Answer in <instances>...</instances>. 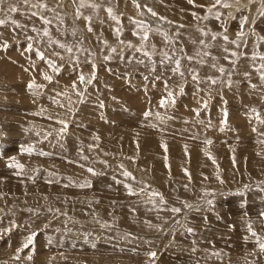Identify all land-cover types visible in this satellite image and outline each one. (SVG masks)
<instances>
[{
  "label": "rangeland",
  "instance_id": "1",
  "mask_svg": "<svg viewBox=\"0 0 264 264\" xmlns=\"http://www.w3.org/2000/svg\"><path fill=\"white\" fill-rule=\"evenodd\" d=\"M83 3L0 0V264H264L261 2Z\"/></svg>",
  "mask_w": 264,
  "mask_h": 264
},
{
  "label": "snow or ice",
  "instance_id": "2",
  "mask_svg": "<svg viewBox=\"0 0 264 264\" xmlns=\"http://www.w3.org/2000/svg\"><path fill=\"white\" fill-rule=\"evenodd\" d=\"M24 2H25V3H31V0H24ZM133 3H136V0H133ZM189 3H193V0H189ZM216 5H222V6H225V7L229 6V5L226 3V0H214V4L212 5V7H209V8H208L209 13H212L213 8H215ZM31 6L34 7V8H40V7L47 8V5H45V4H39V3L32 4ZM83 6H85V5H84V3H83V0H81V7H83ZM90 6H91L92 8H94V9L99 7V6L96 5V4H92V5H90ZM136 6H137V7H140L139 4H136ZM145 7H147V6H145ZM10 10H11L12 12H16V11H17V8L13 6V7H11ZM107 11H108L109 15L111 16V18H112L113 20H116V19H117V17H116L115 15H112V9H111V8H108ZM147 11H148L149 13H151L152 15H157L155 12H153V10H152L151 8H147ZM261 14L264 15V5H262V11H261ZM32 15H36V13H32ZM219 15H220V14H219L218 12L215 13V16H216L217 19L219 18ZM207 18H208L207 16L203 17V19H207ZM40 19L43 20V22H44L45 24L50 23V21L47 20V19L44 18V17H40ZM86 19H87V21L89 22V31H91L90 22H91V20H92V17H87ZM160 19H165V18H164V17H160ZM5 23H7V21H6L5 19H0V25H4ZM12 23L15 24L16 21H12ZM134 23H136L139 27L145 28V32H144L143 36L141 37V39L147 41V40H148V31H147V27H148V26H147L146 24H144L143 22H140V21H134ZM33 30H34V31H37L36 29H33ZM117 31H119V30H117ZM44 35H45V36H48V35H49L47 29L44 30ZM73 35H75L74 32H73ZM165 35H166V34H165ZM204 35H208V33L205 32ZM241 35H243V33H241ZM212 38H213V39H216V35L214 34ZM29 39H31V38H29ZM223 39H224L225 41H228V37H227L226 35L223 36ZM261 39H264V38H261ZM49 42H51V41H49ZM57 43H59V41H57ZM202 43H203V42H202ZM231 43H233V44H237V45H238V41H231ZM129 46H131V45H129ZM28 47H29V50H31V45H29ZM60 47H61V48H65L66 46H65L64 44H60ZM67 51L71 53V52L73 51V49H72L71 47H69V48H67ZM111 51H112V52H116V49H115V48H112ZM225 51H227V49H225ZM38 55L40 56L41 60L45 59V57H44V53H43V52H38ZM148 55H149V53L145 52V56H148ZM232 55L235 56L236 53H232ZM110 58H111V57H106V59H110ZM187 59H188V60H191L192 57L189 56V57H187ZM253 59H255V56L253 57ZM166 61L169 62L170 64H174V65H175V67H172V68H171V71H172L174 74H178V75L183 79V77H184V73L180 71V64H181L180 59H179V58L172 57V56H169L167 53H164V54H163V58L160 60V64L163 65ZM77 62H78V61H77ZM233 63H235V61H233ZM48 64H49V66L53 67L54 69L56 68V65L54 64L53 61L49 60V61H48ZM56 70L58 71L59 69H56ZM260 70H264V64H261V65H260ZM193 71H194V70H193ZM219 71L223 73V72L225 71V69H224L223 67H221V68L219 69ZM261 78L264 79V71H262V73H261ZM45 79L51 81V80H52V77H51V76H48V75H45ZM196 79H197V77L194 75V76H193V80L195 81ZM79 80H80L81 83H84V82H85V77L81 74V75L79 76ZM88 82L90 83L91 81L89 80ZM222 82H223V81H222ZM210 83L214 85V84L217 83V80H215V79H210ZM226 83H227L228 85H231L232 81H231V80H228V81H226ZM31 86L42 87L41 85H30V87H31ZM72 87L75 89V87H76L75 82L73 83ZM252 87H255V85H252ZM77 95H81V96H82L83 93H80V92L78 91V92H77ZM168 97H172V93H171V92L168 93ZM166 102H167V101H166L165 99H162V100L160 101L161 105H165ZM173 103H174V99H173ZM253 111H255V109H254ZM148 115H151V113H150L149 111H146V112H145V116H148ZM157 115H158V114H157ZM257 119H259V116H257ZM262 122H264V121H262ZM60 123H61L62 125H65L64 128L60 129V132L63 133V132L65 131V128L67 127V125H66V122H65V121H60ZM207 142H208V143H211L210 140L207 141ZM26 151H31V149H27ZM9 167H21V165L13 164V165H9ZM88 171H89V172H93V169L89 168ZM123 175H125V176H132V174H131L130 172H127V171H125V172L123 173ZM133 178H134V177H133ZM129 189H130V191H131V186H129ZM143 191H144V189H141V192H143ZM132 194H135V193H132ZM153 195L155 196V195H160V194H159V193H153ZM161 199H163L162 196H161ZM152 202L155 203V201H152ZM208 203L211 204L212 201L209 200ZM186 206H187L188 208H191V207H192V205H186ZM172 211L175 212V213H179V212H181V209H180V208H173ZM249 230L251 231V225H249ZM187 231H188V232H192L193 229H192V228H188ZM252 235L255 236L256 234L253 232ZM256 239H257L258 241L260 240L259 237H256ZM32 242H33V241H32V238L30 237V238L27 240V242L24 244V247L27 248ZM259 248H260L261 251H264V241H260V242H259ZM148 255H149L150 257L154 258L157 254H156L155 252H150V253H148Z\"/></svg>",
  "mask_w": 264,
  "mask_h": 264
},
{
  "label": "bare ground",
  "instance_id": "3",
  "mask_svg": "<svg viewBox=\"0 0 264 264\" xmlns=\"http://www.w3.org/2000/svg\"><path fill=\"white\" fill-rule=\"evenodd\" d=\"M241 1V0H240ZM243 1V0H242ZM252 1V0H251ZM237 2V1H236ZM253 2L254 3H256V5L258 4V3H260L261 2V5H264V0H253ZM241 3V2H240ZM244 3V2H243ZM246 3V2H245ZM250 3V2H249ZM251 4L252 3H250V6H251ZM238 5V4H237ZM247 5V4H246ZM245 6V5H244ZM253 6H254V4H253ZM203 7V6H202ZM238 7V6H237ZM240 7V6H239ZM247 7V6H246ZM158 8H159V6H158ZM201 8V7H200ZM235 8V7H234ZM163 9V8H162ZM171 9V8H170ZM174 9V11L173 12H170L169 13V15L170 16H172V17H176L177 16V13H178V11H177V9H175V8H173ZM248 9V8H247ZM253 9V8H252ZM252 9H250V10H252ZM234 10V9H233ZM236 10V9H235ZM234 10V11H235ZM239 10V9H238ZM171 11V10H170ZM256 11V10H255ZM233 12V11H232ZM231 13V12H230ZM249 13V12H248ZM248 13H246V14H248ZM252 14V13H251ZM229 15V14H228ZM227 14H226V16H228ZM231 15V14H230ZM253 15V14H252ZM179 16V15H178ZM232 16V15H231ZM228 18H229V16H228ZM252 18V17H251ZM250 27V26H249ZM251 28V27H250ZM232 30V29H231ZM230 30V31H231ZM251 31V30H250ZM233 37V36H232ZM235 37V36H234ZM253 37V36H252ZM231 39V38H230ZM233 39V38H232ZM253 39H254V37H253ZM7 63V62H6ZM8 65V64H7ZM11 66H12V64H11ZM13 67V66H12ZM11 67V68H12ZM2 68V67H1ZM7 68V67H6ZM6 71H7V69H6ZM10 73H12L11 71H10ZM15 73L14 74H11V78H14L15 76ZM57 91V90H56ZM27 156V155H26ZM31 158V157H30ZM258 168H254V170H257ZM36 186V185H35Z\"/></svg>",
  "mask_w": 264,
  "mask_h": 264
}]
</instances>
